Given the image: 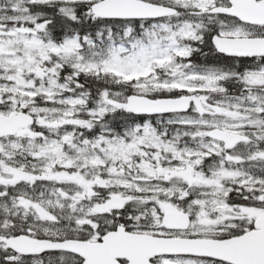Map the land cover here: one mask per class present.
Masks as SVG:
<instances>
[{"label": "snow or ice", "instance_id": "1", "mask_svg": "<svg viewBox=\"0 0 264 264\" xmlns=\"http://www.w3.org/2000/svg\"><path fill=\"white\" fill-rule=\"evenodd\" d=\"M0 264H264V0H0Z\"/></svg>", "mask_w": 264, "mask_h": 264}]
</instances>
